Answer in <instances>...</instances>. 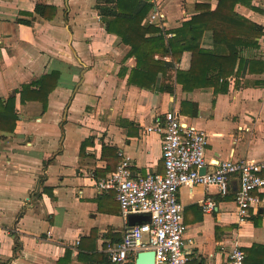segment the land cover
Here are the masks:
<instances>
[{
  "label": "crops",
  "instance_id": "obj_1",
  "mask_svg": "<svg viewBox=\"0 0 264 264\" xmlns=\"http://www.w3.org/2000/svg\"><path fill=\"white\" fill-rule=\"evenodd\" d=\"M200 1L149 0L153 8L142 23L157 10L163 25L153 24L177 28L197 14ZM37 3L56 7L53 19L41 16ZM97 3L0 0V98L15 96L19 116L13 133L0 131V264H94L109 255L108 247L145 216L131 214L126 222L116 192L99 194L95 182L116 170L119 152L130 158L135 176L163 173L162 135L147 128L168 111L210 135L206 171L231 157L264 160V84L258 83L264 72L247 69L225 92L212 86L184 91L178 83L163 90L162 74L153 88L131 83L136 59L107 31ZM252 4L236 10L264 26V0ZM259 43L244 47L242 57L264 60V36ZM201 46L213 47L211 25ZM195 66L190 51L177 64L183 71ZM51 71L60 76L47 108L38 100L22 102V87ZM238 183L232 176L226 193L216 185L179 190L189 264H225L235 247L247 251V264H264V189L240 222ZM207 199L215 203L209 212Z\"/></svg>",
  "mask_w": 264,
  "mask_h": 264
},
{
  "label": "trees",
  "instance_id": "obj_2",
  "mask_svg": "<svg viewBox=\"0 0 264 264\" xmlns=\"http://www.w3.org/2000/svg\"><path fill=\"white\" fill-rule=\"evenodd\" d=\"M212 1L197 2V14L171 30L149 21L142 23L153 8L149 0H98L96 8L107 31L121 37L122 42L130 46L129 55L136 59L129 82L153 88L159 74H162L163 90L173 91L174 83H178L184 91L212 86L217 92H225L229 80L235 78L238 84V78L247 69L249 73L264 72V60L242 57L244 47H259L264 26L236 10L237 5L255 8L252 0H216L214 8ZM36 11L51 20L56 7L37 3ZM209 25L213 30V47L205 48L201 46V39ZM185 51H190L196 58L195 68L187 71L177 67ZM166 58H170V61ZM59 76L58 71H51L33 84L23 86L19 91L21 101L38 100L45 110L49 94L58 85ZM18 119L15 96L0 98V131L13 133ZM85 144L86 141L82 143L83 149ZM94 264L112 263L109 255H104L102 261Z\"/></svg>",
  "mask_w": 264,
  "mask_h": 264
},
{
  "label": "built area",
  "instance_id": "obj_3",
  "mask_svg": "<svg viewBox=\"0 0 264 264\" xmlns=\"http://www.w3.org/2000/svg\"><path fill=\"white\" fill-rule=\"evenodd\" d=\"M163 18L164 15L156 10L148 21H157L161 26ZM147 131H157L162 135L163 173L135 176L130 158L119 152L122 158L116 170L95 182L99 194L109 190L116 192L126 222L131 214L145 216L142 222L130 225L123 239L109 246L107 252L112 264H125L144 250L155 251V264H189L184 207L179 199V190L183 186L216 185L226 193L230 178L237 176L239 183L235 202L239 221L244 222L250 216L251 208L261 202L255 192L264 189V160H236L231 157L217 162L213 171L203 173L210 137L206 131L183 125L174 111L163 114ZM203 203L205 212L215 206L211 199ZM246 259L245 250L235 247L225 264H247Z\"/></svg>",
  "mask_w": 264,
  "mask_h": 264
},
{
  "label": "water",
  "instance_id": "obj_4",
  "mask_svg": "<svg viewBox=\"0 0 264 264\" xmlns=\"http://www.w3.org/2000/svg\"><path fill=\"white\" fill-rule=\"evenodd\" d=\"M202 172L205 173L206 169L203 168ZM136 264H155V251L144 250L137 254Z\"/></svg>",
  "mask_w": 264,
  "mask_h": 264
}]
</instances>
